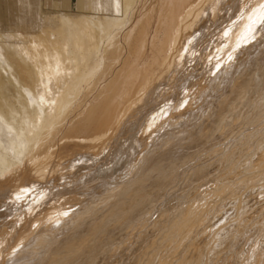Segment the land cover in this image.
<instances>
[{"label":"bare ground","instance_id":"1","mask_svg":"<svg viewBox=\"0 0 264 264\" xmlns=\"http://www.w3.org/2000/svg\"><path fill=\"white\" fill-rule=\"evenodd\" d=\"M5 1L0 205L20 214L0 230V264H264V0H83L40 25L29 0ZM125 136L139 152L111 188L102 167ZM160 150L190 178L166 218L143 186Z\"/></svg>","mask_w":264,"mask_h":264},{"label":"rangeland","instance_id":"2","mask_svg":"<svg viewBox=\"0 0 264 264\" xmlns=\"http://www.w3.org/2000/svg\"><path fill=\"white\" fill-rule=\"evenodd\" d=\"M30 1V3H31V5H30V7L28 6L25 10H26V14H27V17L26 18H30L31 19V21H33L35 24H37V25H40V24H42V21L45 19L44 17H46V19L47 18H51L52 19V17H54V14H55V12L54 11H56V10H61L62 12H66V13H68V14H75V12H76V10H77V8L81 5V3L83 2V0H67L66 1V3H64V5H62V7H55L54 6V4H53V1L54 0H29ZM38 1V2H37ZM154 1V0H153ZM152 1V2H153ZM33 3H35V4H33ZM38 5V6H37ZM60 11V12H61ZM21 12H22V10H21ZM23 12H25V11H23ZM0 15L3 17V16H6V15H8V9H7V5H6V1L5 0H0ZM15 18H17L16 16H15ZM1 31H0V33H3V29H0ZM5 33V32H4ZM248 120V118L246 119V120H244V121H247ZM264 123L262 124V126L260 127V125L258 124L257 126H256V129L258 128V131H257V136H258V133H259V135H262L263 133H262V130H264ZM259 128H261V129H259ZM235 128H231V129H229L230 130V133H229V131H228V133H229V135H231L232 134V132H233V130H234ZM261 130V131H260ZM161 131V132H160ZM129 132H131V131H129ZM136 132V131H135ZM158 132H159V136H158V138H155V141H163L164 140V137H163V131L162 130H158ZM264 132V131H263ZM162 133V134H161ZM262 133V134H261ZM126 138H121L120 139V141L121 140H123V141H119L120 142V145L116 148V152L115 151H112V154H111V152H110V154H108V153H106V154H108V156L106 155L105 156V158L107 159H105V162H104V164H103V169H105L106 167V169H109V167L112 169V171H114V173L112 174V177H111V179L109 178V177H107L108 178V180H106V183H107V181L108 182H112L111 180L113 179V176L114 175H118V174H120L121 172H120V170L122 171L124 168H126L125 166H129L130 164V161H131V159H132V156L134 155H136V153H134V152H139V149H136L135 147H137V148H139L138 147V145H137V142H136V145L134 146V142H133V140H137L136 138H133V137H131V138H129V137H127V136H125ZM256 137V136H255ZM254 137V138H255ZM161 138H163V139H161ZM249 138L250 137H248L246 140H249ZM126 139V140H125ZM256 139V138H255ZM124 141H125V143H124ZM243 140H241V141H231V142H233L234 143V145H232V146H234V147H236V145L237 146H241V145H243V143L244 142H247V141H244V142H242ZM129 142V143H128ZM133 144H132V143ZM218 142V143H217ZM221 142H222V144H221ZM225 142H227V141H215L214 143H217V145H223V143H225ZM238 144H241V145H238ZM241 142V143H240ZM250 141H248V143H249ZM252 142V141H251ZM254 142V141H253ZM258 142V141H257ZM259 142H261V141H259ZM123 143V144H122ZM213 143V144H214ZM229 143V145H230V142H228ZM228 143L226 144L227 146H229L228 145ZM236 143V144H235ZM131 144V145H130ZM245 144H247V143H245ZM75 144H73L72 142H69V143H66L65 145H64V148L65 149H69V148H71V147H73ZM126 145V146H125ZM131 146V148H129ZM245 146H247V145H245ZM245 146L243 147V149H245ZM75 147H78L77 145L75 146ZM119 147H121L120 149H119ZM129 148L128 150H127V148ZM234 147H231L230 149H233ZM133 149V150H132ZM243 149H242V151H243ZM120 150V151H119ZM127 150V151H126ZM138 150V151H137ZM246 151H247V148L245 149ZM245 150H244V152H245ZM130 151H132V152H130ZM164 151V152H163ZM169 152V153H167V152ZM160 150V152L158 153V155L155 157V158H153V160L151 159L149 162H148V167L150 168V167H152V165H153V161H157V163H159V169H158V172H154L153 173V175L151 174L149 177H146L145 178V181L143 182V186H146L147 188H149V189H153V191L155 190V191H158V193L160 194L159 196H160V198H161V201H160V198H159V200H157L156 201V205H157V202H158V205H157V209L159 208L160 210L163 208V206H167L166 208L164 207L163 209H165L164 211H165V213L163 212V216H165L164 218H166V217H168L169 215L168 214H170L171 212H172V206H173V202H171V200H170V198H171V196H172V194L171 193H173L174 191H176V192H178L179 191V189H180V191L178 192V193H183V189L185 188L186 189V187L187 186H189V183H190V178H189V176H187L188 175V173H189V168L186 166V165H183L182 163L183 162H180L179 160H177L176 158H174V157H172V156H169V154H171L170 153V151L169 150ZM115 152V153H114ZM118 152H120V154L118 153ZM123 152H125L124 154H123ZM129 152V153H128ZM118 153V154H117ZM123 155H122V154ZM200 153V152H199ZM167 154V155H166ZM241 154H243V152H241ZM117 155H118V157H117ZM121 157H120V156ZM125 155V156H124ZM112 156L114 157V158H112ZM127 156H128V158H129V156H130V158L128 159L127 158ZM133 156V157H134ZM163 156H165V157H163ZM166 156H169V157H166ZM124 157V158H123ZM125 157H126V159H125ZM172 157V158H171ZM115 158H116V160H120L122 163H123V161H124V163L122 164L120 161H117V163L118 164H116V160H115ZM118 158H120V159H118ZM161 158H163V160H161ZM170 158V159H169ZM111 159L113 160V161H111ZM55 160V159H54ZM54 160H53V162H54ZM109 160H110V162L112 163V165H111V163L109 162ZM126 160V161H125ZM175 162H174V161ZM115 161V162H114ZM128 161V162H127ZM108 162V163H107ZM168 164H167V163ZM115 163V164H114ZM173 163V164H172ZM92 164V163H91ZM127 164V165H126ZM129 164V165H128ZM163 164H164V166H163ZM172 164V165H171ZM190 164V163H189ZM188 164V165H189ZM250 164V163H249ZM51 165H52V162H51V164H50V167H51ZM106 167H105V166ZM113 165H115V167L113 166ZM119 165V166H118ZM161 165V166H160ZM169 167H168V166ZM176 165V166H175ZM180 165V166H179ZM181 165H182V167H181ZM118 166V167H117ZM122 166V167H121ZM184 167V168H183ZM185 167H187V168H185ZM52 168V167H51ZM113 168H115V169H117V172H115V169H113ZM118 168H120V170L118 169ZM168 168V169H167ZM258 167H252V169H257ZM105 169V171H107ZM111 169H109L108 170V174H109V176H111ZM174 169V170H173ZM181 169H182V171H181ZM187 169V170H186ZM162 170V171H161ZM95 171V172H94ZM119 171V172H118ZM176 171V172H175ZM178 171V172H177ZM183 171H184V174H182L183 173ZM187 171H188V173H187ZM87 172H89V181H91L92 182V184H91V187H94V185H96L97 184V182H98V174L96 173V169L94 170L93 168H90L89 170H87ZM172 172H175V176H174V178H173V176H171V178H170V176H168L170 173H172ZM93 173V174H92ZM97 175H96V174ZM116 173V174H115ZM160 174L159 176H158V178H153V176L155 175V174ZM178 173V174H177ZM186 173V174H185ZM49 174H50V171H49V173H47V175H46V178L47 177H49ZM90 174L92 175L91 177L92 178H90ZM96 176H95V175ZM166 174H168V175H166ZM181 174H182V176L185 178H183V177H180L181 176ZM95 177H94V176ZM117 175H116V177H117ZM173 175V174H172ZM166 178H165V177ZM178 176V177H177ZM94 177V178H93ZM98 177V178H97ZM151 177V178H150ZM188 177V178H187ZM97 178V179H96ZM106 178V179H107ZM114 178H115V176H114ZM168 178V179H167ZM180 179V181H179V179ZM184 179V181H185V183H184V181H183V179ZM94 179V180H93ZM109 179H110V181H109ZM155 179V180H154ZM160 179V180H159ZM166 179V180H165ZM175 181V182H177L176 184V187L178 188H172V189H169L168 188V185L167 184H169L171 181ZM173 179V180H172ZM178 179V180H177ZM187 179V180H186ZM188 179H189V181H188ZM50 180H52V176H50L48 179H45V182L47 181V183H51V182H49ZM96 180V181H95ZM165 180V182L166 183H164L163 184V181ZM101 180H99V182H100ZM150 181V182H149ZM158 181H160V183L158 182ZM179 181V182H178ZM182 181V182H181ZM96 183V184H94V183ZM98 182V183H99ZM43 183V181L40 183V184H36L35 186L37 187H32L31 189H30V194H27L28 195V198H26L27 196L26 195H24V198H23V202L26 204V203H29V202H32L31 200L33 199V198H31L32 196V193L33 192H35V190H37L39 187H43L44 185L42 184ZM113 183H115L114 181L112 182V185H111V188H116V187H119L120 185L116 182L115 183V185L113 184ZM156 183V184H155ZM163 185H162V184ZM183 183V184H182ZM45 184V183H44ZM108 184V183H107ZM111 184V183H110ZM118 184V185H117ZM154 184V185H153ZM182 184V185H181ZM43 185V186H42ZM98 185V184H97ZM96 185V186H97ZM159 185V186H158ZM164 185H165V187H164ZM180 185V186H179ZM187 185V186H186ZM39 186V187H38ZM61 186L62 185H57V187L56 188H58V189H61ZM96 186H95V188H96ZM108 186H110V185H108ZM115 186V187H114ZM162 188H161V187ZM167 186V187H166ZM179 186V187H178ZM186 186V187H185ZM88 188V191L89 192H87V193H91L92 192V188ZM153 187V188H152ZM158 187H160V188H158ZM184 187V188H183ZM168 188V189H167ZM92 189V190H91ZM158 189V190H157ZM161 191H160V190ZM163 189V190H162ZM164 189H165V191H164ZM33 190V191H32ZM168 190H171V191H168ZM182 190V191H181ZM59 190H57L56 192H58ZM154 191V192H155ZM167 192V193H166ZM171 192V193H170ZM27 193V192H26ZM29 193V192H28ZM165 193V194H164ZM91 194H93V192L91 193ZM90 194V195H91ZM168 194V195H167ZM165 196V197H164ZM167 197V198H166ZM170 197V198H169ZM31 198V199H30ZM28 199H30L29 201H28ZM163 199H165V200H163ZM168 201V202H167ZM169 202H171L170 203V205H169ZM147 203H150V201L148 200L147 201ZM162 203H164V205H162ZM166 204V205H165ZM171 204H172V206H171ZM12 206H13V208H12ZM171 208H170V207ZM9 207H10V209H9ZM14 207H17V205L16 204H14V205H10V206H1L0 205V226H1V228H0V230L3 228V226H4V224H7V223H5V222H10V220L11 219H13V218H15V217H17L20 213H19V208L17 207L16 209H17V211H16V209L14 208ZM158 209V210H159ZM168 209H170L169 210V212H168ZM4 210V211H3ZM12 212V213H11ZM167 212V213H166ZM7 214V215H6ZM85 214H88L87 216H83V215H85ZM85 214H83L82 216H81V219H85V220H87L88 218L90 219V220H92L93 219V216H92V214L90 213V212H86ZM166 214L168 215V216H166ZM11 215V216H10ZM13 215V216H12ZM93 215L96 217V213L94 214L93 213ZM89 216V217H88ZM8 217V218H7ZM85 217V218H84ZM94 217V218H95ZM10 218V219H9ZM87 220V222L88 221H90V220ZM84 220V221H85ZM94 220V219H93ZM84 221H83V223H84ZM120 221H122V220H120ZM86 222V221H85ZM82 223V224H83ZM146 223V224H145ZM145 223H143L144 224V226H143V224H142V228H141V225L139 226L138 224V226H134L133 228H132V230L133 231H135V232H133L132 230H130V228H128L127 230H125L124 231V233L125 234H127L129 231H131V232H129L128 233V235L126 236L124 233H122V235H119L120 236V239H126V237L127 238H132L134 235H135V233L136 234H142V233H147L150 229H148L147 227H150V225H148L149 223L148 222H145ZM120 226V225H119ZM141 229H140V228ZM114 228H117V231L116 232H118V225L117 226H115ZM138 231H137V230ZM145 229H148V231H146ZM111 230V229H110ZM152 230V229H151ZM137 231V232H136ZM153 231V230H152ZM111 232H112V230H111ZM114 232H115V229H114ZM127 232V233H126ZM150 232V231H149ZM131 234V235H130ZM133 235V236H132ZM124 236H126V237H124ZM124 237V238H123ZM107 238V237H106ZM118 239H119V237H118ZM103 240H105V239H100L99 241H98V239H96V244H98V243H100L101 241H103ZM103 249V248H102ZM102 249L101 250H99V256L98 257H101V258H103V259H105V257H110L111 256V252L110 251H107L105 248L103 249V252H104V255L103 256H101V254H103V252H102ZM101 251V252H100ZM109 252V253H108Z\"/></svg>","mask_w":264,"mask_h":264}]
</instances>
